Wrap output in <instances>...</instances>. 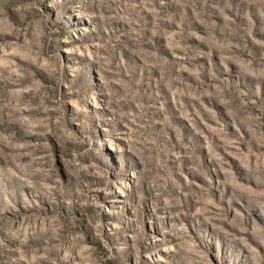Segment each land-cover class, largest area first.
<instances>
[{"label":"rangeland","instance_id":"1","mask_svg":"<svg viewBox=\"0 0 264 264\" xmlns=\"http://www.w3.org/2000/svg\"><path fill=\"white\" fill-rule=\"evenodd\" d=\"M0 264H264V0H0Z\"/></svg>","mask_w":264,"mask_h":264}]
</instances>
